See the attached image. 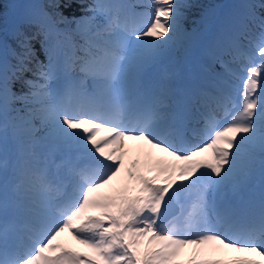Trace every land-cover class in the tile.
I'll use <instances>...</instances> for the list:
<instances>
[{
	"label": "snow or ice",
	"instance_id": "snow-or-ice-1",
	"mask_svg": "<svg viewBox=\"0 0 264 264\" xmlns=\"http://www.w3.org/2000/svg\"><path fill=\"white\" fill-rule=\"evenodd\" d=\"M0 264H264V0L0 24Z\"/></svg>",
	"mask_w": 264,
	"mask_h": 264
},
{
	"label": "trees",
	"instance_id": "trees-1",
	"mask_svg": "<svg viewBox=\"0 0 264 264\" xmlns=\"http://www.w3.org/2000/svg\"><path fill=\"white\" fill-rule=\"evenodd\" d=\"M20 0H0V24L8 23L10 24L12 21L13 16L18 13L17 11V5ZM226 0H196V3L198 5L209 7L213 6L218 11V8L221 4H223ZM243 3V0H241ZM86 2H90V0H86ZM238 7L239 6V0H231L228 1L227 9H230L232 6ZM23 5L20 8L19 12L23 11ZM226 9V10H227ZM66 15H80L81 11L77 4H74L71 9H65ZM201 12V8L193 9L188 13V19L185 23H188V26H195L197 25V22L199 20V15ZM37 50H39V44L36 45ZM43 57L41 56V59Z\"/></svg>",
	"mask_w": 264,
	"mask_h": 264
},
{
	"label": "rangeland",
	"instance_id": "rangeland-1",
	"mask_svg": "<svg viewBox=\"0 0 264 264\" xmlns=\"http://www.w3.org/2000/svg\"><path fill=\"white\" fill-rule=\"evenodd\" d=\"M29 2H30V1H29ZM143 2H144V3H147L148 0H143ZM241 3H242V1L239 0V5H240ZM221 5H222V4H221ZM221 5H220V6H221ZM25 6H26V5H25ZM25 6H24V7H25ZM225 8H226L225 6H224V7L221 6V7L219 8V10H220V11H224ZM231 8H235V6L233 5ZM231 8H230V9H231ZM23 10H24V8H23ZM185 27L188 28L189 30H190L191 28H193V27H189V26H188V23H185ZM217 71H221V69H219V70L217 69ZM237 102H238V97H237ZM73 247H75V248H77V249H79V250H82V251H86V249H83V246H81V245L74 244Z\"/></svg>",
	"mask_w": 264,
	"mask_h": 264
},
{
	"label": "bare ground",
	"instance_id": "bare-ground-1",
	"mask_svg": "<svg viewBox=\"0 0 264 264\" xmlns=\"http://www.w3.org/2000/svg\"><path fill=\"white\" fill-rule=\"evenodd\" d=\"M61 242L70 244L71 246H74V244H76L74 241L71 240V237L68 236L67 234H65L64 236L61 237ZM231 255L235 256V255H245L242 253H232Z\"/></svg>",
	"mask_w": 264,
	"mask_h": 264
}]
</instances>
